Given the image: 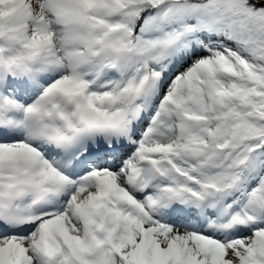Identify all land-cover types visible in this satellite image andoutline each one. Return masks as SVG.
<instances>
[{
	"label": "snow or ice",
	"instance_id": "6c2138e0",
	"mask_svg": "<svg viewBox=\"0 0 264 264\" xmlns=\"http://www.w3.org/2000/svg\"><path fill=\"white\" fill-rule=\"evenodd\" d=\"M0 264H264V0H0Z\"/></svg>",
	"mask_w": 264,
	"mask_h": 264
}]
</instances>
